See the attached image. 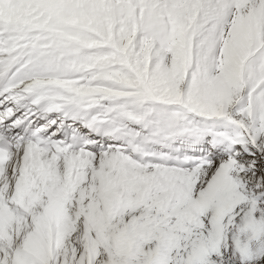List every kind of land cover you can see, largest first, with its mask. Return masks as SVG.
<instances>
[{"label":"snow or ice","instance_id":"1","mask_svg":"<svg viewBox=\"0 0 264 264\" xmlns=\"http://www.w3.org/2000/svg\"><path fill=\"white\" fill-rule=\"evenodd\" d=\"M0 264H264V0H0Z\"/></svg>","mask_w":264,"mask_h":264}]
</instances>
